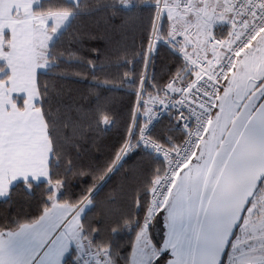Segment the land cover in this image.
<instances>
[{
  "label": "trees",
  "instance_id": "obj_1",
  "mask_svg": "<svg viewBox=\"0 0 264 264\" xmlns=\"http://www.w3.org/2000/svg\"><path fill=\"white\" fill-rule=\"evenodd\" d=\"M174 1L41 0L34 7V15L72 13L48 48V68L35 78V107L51 147L48 181L9 189L0 200V234L37 223L51 208L57 185V205L78 208L89 202L78 227L83 263L100 254L108 264H130L150 192L166 166L140 145V130L149 99H158L183 67L179 56L159 43L173 32L175 13L167 5ZM221 28L217 35L224 37ZM151 137L174 146L183 135L164 117ZM75 255L71 250L63 264H75Z\"/></svg>",
  "mask_w": 264,
  "mask_h": 264
},
{
  "label": "rangeland",
  "instance_id": "obj_2",
  "mask_svg": "<svg viewBox=\"0 0 264 264\" xmlns=\"http://www.w3.org/2000/svg\"><path fill=\"white\" fill-rule=\"evenodd\" d=\"M40 1L31 0V3L36 7ZM67 1L74 4L78 2V0ZM6 2L9 3V0ZM171 5L167 7L171 9ZM162 10L163 8L160 11L163 12ZM189 11L184 12L186 17L190 16L187 14ZM178 14L172 16L176 20L169 37L179 33L183 38L186 37L184 39L188 45H190V39L198 40V48L206 51V55L200 58L207 57L206 26L203 28L201 25L202 30L197 32L196 40V36L189 33L191 28L184 30L183 27H179V23H176ZM35 17L36 20L32 21L35 43L50 45L67 26L72 13L35 14ZM208 22L211 23L210 20ZM192 46L194 47V44ZM36 55V53H25L20 57L0 56V61L7 63L4 70L0 69V78L3 79L7 75L4 89L10 95L24 96L26 108L31 105L34 97L37 98V95L35 96L36 73L44 72L49 66L42 56ZM242 66H244L240 76L242 87L237 93V104H226L220 123L216 122L215 112L208 122L207 129L197 146L198 153L196 154V148L190 163L180 174L181 182L176 184L166 205L162 206L157 218L152 220L154 221L152 240L149 238L146 242L140 240L142 251H139V254L145 249V253L142 254L144 260L142 264H151L161 257H165L164 264H191L199 223L211 190L251 111L257 106L264 93L258 96L264 88V29L258 33L247 51L237 58L226 83L227 90L234 85L233 77ZM217 99L220 101V98ZM37 102L33 101L32 105L35 106ZM13 164L14 167L20 168L19 162L15 159ZM52 189L51 208L37 223L23 226L16 232L0 234V264H63L65 255L71 250L79 252L78 227L88 204L81 209L57 205L55 200L60 188L56 185ZM245 213L237 236L231 242L225 264H264V182ZM144 221H146L145 218ZM144 221L142 228L150 229L148 228L150 223L147 221L144 223ZM136 252L133 251L130 264L136 263L139 259ZM102 258L104 259L103 256ZM95 261L96 258L88 264H95ZM73 262L77 263L76 257L73 258Z\"/></svg>",
  "mask_w": 264,
  "mask_h": 264
},
{
  "label": "built area",
  "instance_id": "obj_3",
  "mask_svg": "<svg viewBox=\"0 0 264 264\" xmlns=\"http://www.w3.org/2000/svg\"><path fill=\"white\" fill-rule=\"evenodd\" d=\"M228 1L231 22L221 28L225 30L224 37L217 35L220 27L217 22L211 23L206 42L207 57L189 58L185 54L184 42L179 33L159 41L179 56L183 67L166 83L161 96L150 100L146 124L139 134L140 145L162 159L166 165L149 195V211L145 217L149 226L169 197L181 172L190 163L237 58L247 51L258 33L264 29V0ZM204 2L205 0H175L173 8L186 12L190 10L192 3L202 6ZM164 117L172 119L176 130L182 133L183 138L178 145H161L151 137L152 130ZM94 258L95 264H107L99 254Z\"/></svg>",
  "mask_w": 264,
  "mask_h": 264
},
{
  "label": "crops",
  "instance_id": "obj_4",
  "mask_svg": "<svg viewBox=\"0 0 264 264\" xmlns=\"http://www.w3.org/2000/svg\"><path fill=\"white\" fill-rule=\"evenodd\" d=\"M32 4L31 0H9V3L6 0H0V56L8 58L11 55L20 57L25 53H36V56H42V59L47 61L48 48L51 44L47 45V43H44L45 45H39L34 41L32 21L36 20V17L33 14L34 5ZM171 9L175 14H183L176 16V23H179V27H183L182 29L184 30L191 28L189 33L193 34V36H196L197 32L202 30L201 25H203V28L206 26L208 37L209 28L207 29V27L211 23L216 21L222 27L229 24L232 19L228 0H205L202 6L192 3L191 9L187 13L190 14L189 17H186L184 12H177L173 5H171ZM21 14L23 16H19ZM200 15L201 19H199ZM175 20L176 18H172L173 25H175ZM206 20H210L211 23ZM181 38L185 42V54L189 58L193 56L200 58L206 55L205 50L198 48L197 36L195 37L197 41L190 39V45L194 44V47H190L186 43L187 41L184 39L186 37L183 38L181 35ZM16 52L18 53L17 55L15 54ZM5 64L7 63L0 61V69L4 70ZM5 78H7V75L3 79L0 78L2 79L0 81V200L6 198L9 189L16 183L29 181L35 183L47 182L48 165L51 157V147L41 113L32 105L33 101H38V99L34 97L31 105L26 108L24 96L10 95L6 92L4 89ZM18 104L22 107L17 106ZM14 159L19 162L20 168L14 167ZM87 204L89 206V202H84L78 208L73 209H81ZM165 205L166 202L163 207ZM152 230L153 223L152 227L147 231L144 228L140 231L133 249V251H137L139 259L134 264L143 263L142 254L145 253V249H143V253L139 254V251H142L140 240L145 242L148 238L152 240ZM81 243L79 240V249L82 247ZM82 254L83 256L85 255L82 250L76 253V264H83Z\"/></svg>",
  "mask_w": 264,
  "mask_h": 264
},
{
  "label": "water",
  "instance_id": "obj_5",
  "mask_svg": "<svg viewBox=\"0 0 264 264\" xmlns=\"http://www.w3.org/2000/svg\"><path fill=\"white\" fill-rule=\"evenodd\" d=\"M264 92V88L258 96ZM264 180V93L251 111L211 190L191 264H224L233 237Z\"/></svg>",
  "mask_w": 264,
  "mask_h": 264
},
{
  "label": "flooded vegetation",
  "instance_id": "obj_6",
  "mask_svg": "<svg viewBox=\"0 0 264 264\" xmlns=\"http://www.w3.org/2000/svg\"><path fill=\"white\" fill-rule=\"evenodd\" d=\"M242 71H244V66L241 67V70H239V72L235 73V75L233 77L234 78L233 79L234 85L229 90L226 89V83H227L231 73L228 75L227 79L225 80V83L222 87V90L218 96V98H220V101H218V99L216 100L215 109H214L215 119H216L217 123L221 122L222 116L224 115V112L226 110L225 109V107L227 106L226 104H228V105H236L237 104V93H238V90H240L242 87V84L240 82V76L242 74ZM180 182H181V180L179 177L176 184H178ZM176 184H175V186H176ZM175 186H174V188H175Z\"/></svg>",
  "mask_w": 264,
  "mask_h": 264
}]
</instances>
